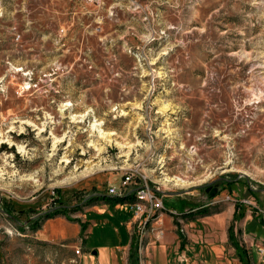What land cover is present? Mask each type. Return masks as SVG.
<instances>
[{"label":"rangeland","instance_id":"obj_1","mask_svg":"<svg viewBox=\"0 0 264 264\" xmlns=\"http://www.w3.org/2000/svg\"><path fill=\"white\" fill-rule=\"evenodd\" d=\"M145 187L182 238L186 217L233 207V241L264 240V0H0V264H80L103 210L129 215L143 263L159 236L137 252L116 204ZM56 216L77 237L35 240Z\"/></svg>","mask_w":264,"mask_h":264},{"label":"crops","instance_id":"obj_2","mask_svg":"<svg viewBox=\"0 0 264 264\" xmlns=\"http://www.w3.org/2000/svg\"><path fill=\"white\" fill-rule=\"evenodd\" d=\"M101 202L105 203L103 200ZM116 205L121 208V211L123 207L129 206V204ZM240 213L239 209L236 212L232 207L231 209L222 208L204 215L195 214L186 217V232L182 235L184 238L175 231L171 221L163 214L159 223L154 226L162 225L165 228H163V233L159 236L158 241L147 243L143 264H242L239 258L240 249L246 251L250 264H264V240L253 242L251 239H246V236L250 235L253 230L247 228L246 233L244 227L239 228L243 243L238 240L233 245L230 241L228 231L232 223L236 225L237 221L242 220L241 218L244 216L240 217ZM102 214H104V210L101 217L98 215L94 220L87 221L88 227L91 225L89 221H92L93 224L88 230L85 251L79 258L80 264H129L126 255H130V227L122 228L120 225L123 222L127 223L129 215L124 217L121 222L123 219L121 212L116 213L114 225L110 226L105 223L106 220L109 221L108 217ZM163 222H165L164 226ZM45 225L43 229L36 232L35 240L50 243L69 242L75 239L80 232L79 224L69 223L60 216L46 220ZM57 227H60V230L54 231L53 229ZM71 227L74 228V232L68 235L66 229ZM231 233H236L234 226ZM36 254L37 264H43L44 259L49 258L43 253L37 252ZM72 256L67 251H62L59 258L67 260Z\"/></svg>","mask_w":264,"mask_h":264},{"label":"built area","instance_id":"obj_3","mask_svg":"<svg viewBox=\"0 0 264 264\" xmlns=\"http://www.w3.org/2000/svg\"><path fill=\"white\" fill-rule=\"evenodd\" d=\"M132 175L133 174H131V173H130V175H125V179L122 182L121 187L119 189L111 188L109 190V193H111L113 195L116 194L119 197L126 195L127 193L124 191V189H126L125 188L126 185L130 183V181L132 179ZM129 207L133 213L134 219H136L138 222V226L140 228L141 233L143 232V237H144V240L142 243L143 246H144V241L147 239V236H146L147 233H145V232H147L149 230V229H147V231L144 230L146 227L148 228V226H150L151 232L155 231L157 236L162 235L163 228L156 227L154 225L159 223L160 217L167 210H165V206H163L162 202L157 200L154 197V195L146 189V187L140 188L137 191H135L134 199L129 204ZM170 212H172V211H170ZM172 213L174 214V212H172ZM144 233H145V235H144ZM141 240H142V238H141ZM142 245L140 242V245H139L140 247H139V250L137 251V252H140V254L143 253L142 250H144L145 246H147V244H146L142 249V247H141ZM74 254L80 255V251L78 248L74 250ZM71 262L75 263L74 260ZM140 264H143V263H140Z\"/></svg>","mask_w":264,"mask_h":264},{"label":"trees","instance_id":"obj_4","mask_svg":"<svg viewBox=\"0 0 264 264\" xmlns=\"http://www.w3.org/2000/svg\"><path fill=\"white\" fill-rule=\"evenodd\" d=\"M100 199H102L103 201H106V202H107V200L109 202H112V201L117 200L118 198H116V197L115 198H112L111 196H109L107 194H100V195L99 194H94V195H91V197L88 200L89 201H92V200L100 201ZM128 200H129V198H128ZM129 202L131 203V199H130ZM228 234H230L229 235L230 236V241L234 245V241H233V239L231 237L232 236V234H231V228L229 229ZM239 258H240V261H241L242 264H250L249 256L247 255V253H246L245 250H241L240 249V251H239ZM129 264H136V262L134 261V259H130Z\"/></svg>","mask_w":264,"mask_h":264},{"label":"flooded vegetation","instance_id":"obj_5","mask_svg":"<svg viewBox=\"0 0 264 264\" xmlns=\"http://www.w3.org/2000/svg\"><path fill=\"white\" fill-rule=\"evenodd\" d=\"M218 186H219L218 183H213V184L207 185L204 190H205V192H207L209 194L214 193V196H215L219 190Z\"/></svg>","mask_w":264,"mask_h":264},{"label":"bare ground","instance_id":"obj_6","mask_svg":"<svg viewBox=\"0 0 264 264\" xmlns=\"http://www.w3.org/2000/svg\"><path fill=\"white\" fill-rule=\"evenodd\" d=\"M108 140L111 141L110 139H108ZM176 181L179 182V183H181V184H182V183H185V181H183L181 178H177ZM168 182H169V181H168Z\"/></svg>","mask_w":264,"mask_h":264},{"label":"water","instance_id":"obj_7","mask_svg":"<svg viewBox=\"0 0 264 264\" xmlns=\"http://www.w3.org/2000/svg\"><path fill=\"white\" fill-rule=\"evenodd\" d=\"M209 196H210V197H213V196H214V193L209 194Z\"/></svg>","mask_w":264,"mask_h":264}]
</instances>
